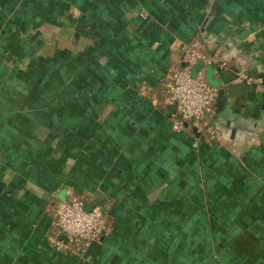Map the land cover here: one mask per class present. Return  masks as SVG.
Returning a JSON list of instances; mask_svg holds the SVG:
<instances>
[{
	"label": "crops",
	"instance_id": "0c3cea01",
	"mask_svg": "<svg viewBox=\"0 0 264 264\" xmlns=\"http://www.w3.org/2000/svg\"><path fill=\"white\" fill-rule=\"evenodd\" d=\"M194 38L253 86L216 140L140 93ZM67 186L110 204L84 255L46 239ZM0 264H264V0H0Z\"/></svg>",
	"mask_w": 264,
	"mask_h": 264
},
{
	"label": "built area",
	"instance_id": "2783aa9c",
	"mask_svg": "<svg viewBox=\"0 0 264 264\" xmlns=\"http://www.w3.org/2000/svg\"><path fill=\"white\" fill-rule=\"evenodd\" d=\"M195 38L193 44L175 40L179 59L167 65L157 85L143 87L140 93L155 109L168 116L175 130L189 133L195 129V141L201 137L216 140L214 119L219 88L208 83L206 69L213 67L217 72V68L225 69V62H218L204 49L206 39ZM197 62H201V67L192 75L191 68ZM64 193L63 197L53 195L49 201L50 228L46 239L58 252L84 255L92 242L100 241L110 233L113 224L110 204H96L98 199L91 191H76L67 186Z\"/></svg>",
	"mask_w": 264,
	"mask_h": 264
},
{
	"label": "water",
	"instance_id": "95a60500",
	"mask_svg": "<svg viewBox=\"0 0 264 264\" xmlns=\"http://www.w3.org/2000/svg\"><path fill=\"white\" fill-rule=\"evenodd\" d=\"M201 67V62H197L191 68V73L194 75L198 68ZM224 70L221 68H217V72H214L213 67H207L206 69V77L208 83L218 87L217 99L215 102L216 113L223 111H228V105L226 104V99L231 97H237L243 93L249 91L253 86L252 84H248L246 81H240L238 83H233V81L237 78L235 74H233L230 78H225ZM217 73V76H216ZM102 202H98L96 204H100ZM86 209H89L90 206H85Z\"/></svg>",
	"mask_w": 264,
	"mask_h": 264
},
{
	"label": "rangeland",
	"instance_id": "374dc122",
	"mask_svg": "<svg viewBox=\"0 0 264 264\" xmlns=\"http://www.w3.org/2000/svg\"><path fill=\"white\" fill-rule=\"evenodd\" d=\"M148 99V98H147ZM149 100V99H148ZM150 101V100H149Z\"/></svg>",
	"mask_w": 264,
	"mask_h": 264
}]
</instances>
